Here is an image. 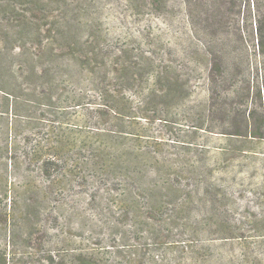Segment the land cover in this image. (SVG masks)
I'll return each mask as SVG.
<instances>
[{
	"label": "rangeland",
	"instance_id": "rangeland-1",
	"mask_svg": "<svg viewBox=\"0 0 264 264\" xmlns=\"http://www.w3.org/2000/svg\"><path fill=\"white\" fill-rule=\"evenodd\" d=\"M0 264H264V0H0Z\"/></svg>",
	"mask_w": 264,
	"mask_h": 264
},
{
	"label": "trees",
	"instance_id": "trees-1",
	"mask_svg": "<svg viewBox=\"0 0 264 264\" xmlns=\"http://www.w3.org/2000/svg\"><path fill=\"white\" fill-rule=\"evenodd\" d=\"M37 155H38V152L35 153L34 155H32L30 159H35V157H37ZM50 169H51V168H50L49 165H48L46 171L49 172ZM26 191H27V192H31V189H30V188H26ZM23 204L25 205V210H29V209H31L32 206H33V203H30L29 200H27V199L23 200ZM21 213H24V212L21 211ZM13 217L15 218L16 216L14 215Z\"/></svg>",
	"mask_w": 264,
	"mask_h": 264
}]
</instances>
